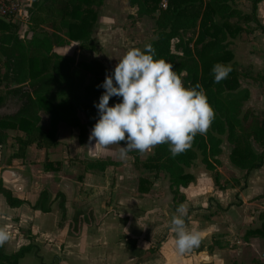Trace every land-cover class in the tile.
Instances as JSON below:
<instances>
[{
    "label": "trees",
    "instance_id": "obj_1",
    "mask_svg": "<svg viewBox=\"0 0 264 264\" xmlns=\"http://www.w3.org/2000/svg\"><path fill=\"white\" fill-rule=\"evenodd\" d=\"M104 0H33L29 11L28 28L34 33L41 26L49 27L56 36L50 38L32 35L27 43L18 36L17 23L0 20V103L4 94L18 98V109L13 113L0 117V144L6 130L12 129L22 132V136L14 135L16 150L10 158H22L27 146L35 144L37 148H47L57 143L56 129L60 122H66L79 129L78 139L84 141L87 126L96 122L99 96L104 91L98 88L105 78L103 66L96 60L75 61L68 56H62L54 51V46L79 42L88 45L94 42L92 36L96 28L99 8ZM236 0H166V6L161 7V0H128L131 6L137 7V15L155 17V32L157 37L149 42L156 50V58H163L174 66L185 86L199 83L205 90L209 104L214 109V119L204 134H196L191 146L184 152L172 157L168 144H158L153 153L144 160L137 158L138 151H130L133 155L134 167L140 164L142 168L164 172L169 179V188L173 195L174 208L182 205L184 200L180 188L187 187L194 181V177L185 172L194 164L198 154L201 163L212 173L214 183H217L220 165L218 156L221 154V137L225 135L231 145L228 155L229 162L245 170L262 166L264 160V119L251 117L250 112H242L243 102L249 97V91L242 90L233 93L239 87L240 77L248 78L234 68L235 63L228 64L232 52L227 49V36L236 37L242 28L239 19L253 21L264 33V27L256 17V5L263 0L251 1L250 16L243 14L232 5ZM214 16L218 18L217 21ZM232 19L236 20L235 23ZM257 22V23H256ZM195 34L191 46L192 35ZM191 34V33H190ZM174 48L180 54L171 52V41L175 40ZM216 63L228 64L231 72L219 83L214 82L212 67ZM88 83L82 84L84 78ZM255 78L264 85V73ZM15 85V87H11ZM119 102L117 97L109 100L111 106ZM39 111L49 114L48 127L44 130L40 126ZM83 113L86 121L80 120L78 114ZM260 146L256 152L252 143ZM121 145L124 141L119 142ZM84 169L103 171L107 161H79ZM45 171L53 170L52 162L46 159L43 163ZM245 174V175H246ZM81 178L80 176L78 177ZM141 183L142 181L139 180ZM139 191L146 189L140 184ZM0 194L6 203L19 206L22 201L14 197L0 180ZM48 195L41 191L34 209L44 210V203ZM263 215L261 214V217ZM264 224L260 229L249 230L246 236L263 235ZM30 243L19 247L8 254L0 244V264H18L19 260L34 247V236L29 230H22ZM238 264V263H233ZM250 264H264L259 260H252Z\"/></svg>",
    "mask_w": 264,
    "mask_h": 264
},
{
    "label": "crops",
    "instance_id": "obj_2",
    "mask_svg": "<svg viewBox=\"0 0 264 264\" xmlns=\"http://www.w3.org/2000/svg\"><path fill=\"white\" fill-rule=\"evenodd\" d=\"M126 2L129 9L134 10L132 14L135 18L153 20L155 38L147 43L155 40L156 14L138 16L137 7L131 6L128 0ZM99 16L100 10L93 40L96 39ZM254 30V27L249 29L250 32ZM229 40L236 42L234 37L227 36L225 43ZM72 43L77 42L56 47L63 49ZM230 50L233 60L229 64L245 67L251 63L254 67V52L248 50L244 57H240L245 63L237 60V50ZM244 53L242 51V55ZM174 54L180 53L176 51ZM62 56L72 58L66 54ZM239 83H242L241 80ZM41 112L38 113L40 119ZM48 121L47 113V127ZM65 126L68 128L63 135L62 127ZM91 128L87 126L84 141L80 142L79 129L60 122L55 145L37 148L31 144L26 147L22 158H8L9 163L0 167L3 185L22 201L21 205L11 207L0 194V227H5L9 233V238L3 243L5 252L10 254L30 243L22 230H29L34 236V247L18 264H250L255 259L264 263V230L263 235L246 236L247 231L260 229L264 224V160L260 168L246 174L245 170L229 162L228 151L225 157L229 166L237 173L242 171L245 181H239L237 176L238 181H218L215 184L209 171L211 176L206 187L221 210L216 214L218 216L200 217L201 221H194L198 206L203 210L207 201V196L200 197L198 194L202 186L194 169L200 165L196 166L195 160L191 167L184 168L194 177L193 183L180 188L184 197L182 205L186 210L185 224L187 229L199 231L206 242L203 248L194 247L180 254L175 247V233L170 227L171 218L177 213L167 174L142 168L141 173H148L139 175L133 165L134 158L130 163L131 154H127L128 159L120 161L109 159L112 157L109 146L97 144L93 150L95 141L88 139ZM17 135L22 136V132ZM221 139L222 153L223 136ZM105 155L108 158L104 159L110 161L103 171L84 169L79 163L99 160ZM217 158L223 163L219 156ZM46 159L52 162L55 169H43ZM139 184L146 189L144 192L139 191ZM41 191L48 195L44 203L46 209H34ZM229 192L233 194L232 201ZM227 203H232L228 209L224 205ZM213 218L216 220L213 221ZM153 221L162 224L155 226L151 224ZM212 238L217 239L215 246L210 242ZM243 247L249 254L246 257L248 262L244 254L240 255Z\"/></svg>",
    "mask_w": 264,
    "mask_h": 264
},
{
    "label": "clouds",
    "instance_id": "obj_3",
    "mask_svg": "<svg viewBox=\"0 0 264 264\" xmlns=\"http://www.w3.org/2000/svg\"><path fill=\"white\" fill-rule=\"evenodd\" d=\"M231 70L228 64H214L211 70L214 82L225 79ZM97 87L104 91L98 103L94 102L98 118L88 139L95 141L93 150L97 144L119 145L121 159L130 151L143 153L164 143L175 157L191 146L196 134L206 133L215 116L203 87L199 83L185 86L170 62L156 58L151 43L128 49ZM112 97L119 102L110 106ZM185 211L183 205L178 206L170 221L180 254L201 242L199 231L187 229ZM8 238L7 229L0 227V244Z\"/></svg>",
    "mask_w": 264,
    "mask_h": 264
},
{
    "label": "rangeland",
    "instance_id": "obj_4",
    "mask_svg": "<svg viewBox=\"0 0 264 264\" xmlns=\"http://www.w3.org/2000/svg\"><path fill=\"white\" fill-rule=\"evenodd\" d=\"M33 0H23V7L30 11L31 4ZM203 3H205L207 0H202ZM251 1L252 0H236L233 3V7L240 10L243 14L250 16L251 13ZM100 10V16L98 20V26H97V33H96V39L93 43L88 45H80L77 43H72L68 46L63 47V49H60L55 46V52L60 55H70L72 58L79 60H86L88 61L89 58H93L96 61H98L104 68L105 74L106 72L111 73V71L114 69L115 65L118 63V60L126 53V51L132 47H138L143 48V45L146 44L148 41L155 38V33L153 32V20L151 18H144V19H138L135 18V16L132 14L134 10L129 9L126 0H105L103 5L101 6ZM130 11L131 14H130ZM256 17L258 18V22L260 21L264 25V1H261L256 6ZM214 19L219 21L216 16H214ZM232 21L235 23L236 20L232 19ZM240 24L239 27H241L243 30L239 33L236 37H234L236 42H232L229 40V42L226 43L227 49L237 50L236 56L237 60L240 62H245V60H242L240 57H244L246 55V52L249 50L250 52H254L256 55L254 59V67L251 63H249L248 66L242 67L237 66L235 63L234 68L241 72V74H247L248 76H256L264 73V33L261 32V30L256 26V24L251 20L246 19H239L238 20ZM220 22V21H219ZM257 23V22H256ZM26 24V25H25ZM251 27H254L255 30L250 32L249 29ZM18 29V36L23 39L25 43L29 41L31 36L34 34L38 37H48L52 41L54 40L56 34L53 32L49 27L41 26L38 29L35 30L34 33L29 31L28 23L26 21L20 20L17 25ZM197 32V28L193 32H190L188 34H185V37H188L192 35V39L190 41V44L192 46L193 41L195 39V34ZM176 41L173 40V45ZM171 51L173 53H176V50L172 46ZM231 51V50H230ZM243 51V55H242ZM64 53V54H63ZM233 60V59H232ZM231 63V62H229ZM228 63V64H229ZM3 72V68H0V73ZM248 77L243 78L240 77L241 84L239 83V87L236 91L233 93H239L242 90H248L249 91V97L246 101L243 102L242 105V112H245L248 110L250 112L251 117H256L259 120L264 119V85L261 84L259 81H257L255 78ZM88 78H84L82 84L88 83ZM11 87H15V85H11ZM247 87V88H245ZM0 89L3 91V83L0 84ZM19 106L18 98L14 95L10 94H4L2 101L0 103V117H4L9 114H13ZM81 121L85 122L86 117L83 113L78 114ZM66 123V122H65ZM66 125L70 126L68 123ZM40 126L46 130L47 128V113L44 111L41 112V120H40ZM68 127H62V134H66ZM7 135L4 136L2 144H0V167L2 165H7L9 163L8 158L10 159V156L12 152L16 149V144L13 140V136L16 135L18 132L16 130L7 129L6 132ZM66 138V136H65ZM224 143L222 144V153L219 155L221 162L219 166H217V171H219L218 180L220 183L226 182H234V180H237L235 177L239 176V181L244 179L243 172L240 171L239 173L235 172L229 165L227 158L225 155L230 151L231 145L227 142L225 135H223ZM121 145V144H120ZM155 147V146H154ZM149 148L148 150L144 151L143 153L138 152L137 158L139 160H144L147 156L151 155L153 153V149ZM252 147L256 152H259L261 150L260 146L252 143ZM109 153L112 155L109 159L113 160H120L119 158V145H110L109 146ZM130 156V163L132 164L133 155ZM104 158H108V156L100 157L99 160L101 161H107ZM128 159V157L126 158ZM201 156L198 154L196 159V166H198L196 169H194L196 175L198 176L199 181L201 182L202 188L199 190V196L200 197H206L207 201L206 205L204 206L203 210L199 207L198 211L194 213V221H201L200 217L207 215H216L218 211L221 210V207H219L215 201L214 198H212V195L209 194V189L206 187L208 185V181L210 180V172L206 170L201 163ZM121 161V160H120ZM142 169V166L139 164L138 167H135V170L139 173V175H147V173H141L140 170ZM80 171V170H79ZM78 171V172H79ZM149 175V174H148ZM152 176V173L150 174ZM149 175V176H150ZM139 178V176H138ZM139 181V180H138ZM238 181V180H237ZM193 183V182H192ZM211 183L213 184V181L211 179ZM230 193V194H229ZM229 199L232 201L233 194L229 192ZM199 197V202L202 203L201 198ZM218 197H221L218 195ZM232 203L224 204L226 205V209H228L231 206ZM218 216V215H216ZM204 218V220L206 219ZM216 219L213 218V221ZM153 225H161L162 223L159 221V224L157 222H152ZM233 238H235L233 236ZM235 240V239H233ZM209 241V239H208ZM206 240L201 238V242L198 249L203 248L205 246ZM210 242L212 245H216L217 239H210ZM264 246V244L262 245ZM212 247V246H211ZM245 255V258L249 255L247 253V250H244V247L240 250V255ZM245 261H249V259L246 258Z\"/></svg>",
    "mask_w": 264,
    "mask_h": 264
},
{
    "label": "built area",
    "instance_id": "obj_5",
    "mask_svg": "<svg viewBox=\"0 0 264 264\" xmlns=\"http://www.w3.org/2000/svg\"><path fill=\"white\" fill-rule=\"evenodd\" d=\"M165 6L166 1H161V7ZM28 18L29 11L23 7V0H0V20L18 24L20 20L28 23Z\"/></svg>",
    "mask_w": 264,
    "mask_h": 264
}]
</instances>
